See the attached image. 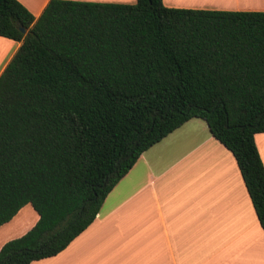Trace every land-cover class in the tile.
Masks as SVG:
<instances>
[{"label":"trees","instance_id":"16d2710c","mask_svg":"<svg viewBox=\"0 0 264 264\" xmlns=\"http://www.w3.org/2000/svg\"><path fill=\"white\" fill-rule=\"evenodd\" d=\"M0 37L20 44L0 74V226L28 204L38 215L0 264L66 249L191 119L234 157L264 230V12L50 0L35 18L0 0Z\"/></svg>","mask_w":264,"mask_h":264},{"label":"crops","instance_id":"0c3cea01","mask_svg":"<svg viewBox=\"0 0 264 264\" xmlns=\"http://www.w3.org/2000/svg\"><path fill=\"white\" fill-rule=\"evenodd\" d=\"M37 18L50 0H17ZM134 4L136 0H72ZM169 8L264 12V0H163ZM19 43L0 37V74ZM255 144L264 166V133ZM25 206L0 232L19 218ZM36 213V212H35ZM29 215L14 225L22 226ZM34 219L22 232H28ZM30 264H264V230L232 154L191 119L146 150L94 221L58 255Z\"/></svg>","mask_w":264,"mask_h":264},{"label":"rangeland","instance_id":"374dc122","mask_svg":"<svg viewBox=\"0 0 264 264\" xmlns=\"http://www.w3.org/2000/svg\"><path fill=\"white\" fill-rule=\"evenodd\" d=\"M117 4H122V3H117ZM29 214H31V215L29 216V219H26L25 220V224L24 225L19 226L17 228L15 226V228H14V225H16L18 223V219L20 217L22 219V216L23 215H29ZM35 215H36V213L33 210V208L31 207V205H29V204L26 205L25 208H24V210H23V212L20 214L19 218L14 222V224L12 222V224H10L11 226L6 227L3 230H1V232H0V243L3 242V241H5L6 238H11L15 234H18L19 232H22L25 229V227L30 224L31 220L34 219Z\"/></svg>","mask_w":264,"mask_h":264},{"label":"water","instance_id":"95a60500","mask_svg":"<svg viewBox=\"0 0 264 264\" xmlns=\"http://www.w3.org/2000/svg\"><path fill=\"white\" fill-rule=\"evenodd\" d=\"M20 30H21L23 33H25V30H24V29L20 28Z\"/></svg>","mask_w":264,"mask_h":264}]
</instances>
